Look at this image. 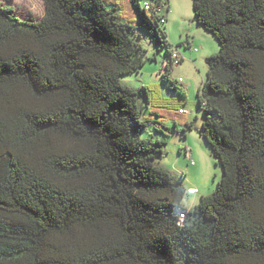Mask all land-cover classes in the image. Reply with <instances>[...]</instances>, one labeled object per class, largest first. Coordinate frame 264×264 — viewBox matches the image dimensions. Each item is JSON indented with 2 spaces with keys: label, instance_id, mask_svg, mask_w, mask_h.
I'll list each match as a JSON object with an SVG mask.
<instances>
[{
  "label": "trees",
  "instance_id": "trees-1",
  "mask_svg": "<svg viewBox=\"0 0 264 264\" xmlns=\"http://www.w3.org/2000/svg\"><path fill=\"white\" fill-rule=\"evenodd\" d=\"M130 2L127 20L118 0H43L39 21L0 3V264H264V0H192L219 47L196 98L222 169L193 208L155 163L171 130L143 119L148 90L121 84L151 60L140 30L183 95L168 0Z\"/></svg>",
  "mask_w": 264,
  "mask_h": 264
},
{
  "label": "rangeland",
  "instance_id": "rangeland-1",
  "mask_svg": "<svg viewBox=\"0 0 264 264\" xmlns=\"http://www.w3.org/2000/svg\"><path fill=\"white\" fill-rule=\"evenodd\" d=\"M130 1L118 0L117 3L120 17L127 20L132 19L129 6L131 10L133 6ZM0 3L11 8L13 14L23 20L39 21L44 14L43 0H0ZM144 3L145 0H138L140 9H143ZM103 5L106 9L110 8L104 1ZM166 8L167 6H164L159 13L167 16L166 25L171 32L172 45L174 48L178 47L180 53L175 51L184 57L181 65L173 67L170 79L177 83L178 89H184L186 93L183 96L178 91L172 93L168 91L169 87L163 84L162 73L169 57L164 50L157 51L150 43L149 36L140 30L135 32L136 35H141L137 40L148 51L147 55L151 60L146 62L139 74L122 77L121 84L136 91L141 90L142 87L148 90L149 105L145 98L139 99V106L143 107V119L149 118L150 113H156L161 121L166 123V128L171 130L170 136L166 139L165 153L155 163L171 174L176 185L185 189L183 204L187 208H193L202 196L212 195L216 191L222 178V169L218 161L211 156L208 145L199 134L203 116L197 104L195 88L205 82L207 66L204 60H198V64L195 65L192 59L199 55L203 57L205 51L210 52V49L216 54L219 47L214 37L199 29L194 22L192 0H168V12ZM147 13L150 14V11ZM123 22L127 21L123 20ZM187 35L194 38L191 39L192 42L196 41L192 45V51L185 49L183 45L173 44L184 42ZM203 37L207 38L208 44H204ZM201 45L205 47L201 48ZM199 51L201 54L198 53ZM179 78L183 79V83L178 82ZM190 84L193 88L189 93L187 87ZM179 110L184 113L179 114ZM157 120V116L153 117L154 122ZM184 120L193 123V128L186 130V137L180 131ZM174 122L177 123L175 129ZM149 134H157L162 138L161 134L156 133L151 127L141 132V138L147 139ZM185 148L190 153V160L179 152V149L182 151Z\"/></svg>",
  "mask_w": 264,
  "mask_h": 264
},
{
  "label": "crops",
  "instance_id": "crops-1",
  "mask_svg": "<svg viewBox=\"0 0 264 264\" xmlns=\"http://www.w3.org/2000/svg\"><path fill=\"white\" fill-rule=\"evenodd\" d=\"M167 23H168V21H167ZM166 28H167V25H166ZM167 37H168V40H169V42H170V44L172 45V37H171V32L167 29ZM191 39L193 40L194 38H190L188 35L186 36V38H185V41L183 42V41H181V42H179V43H173V44H177V46H179V45H183V47L185 48V49H187V50H190V51H192V45L194 44V42H196V41H194V42H192L191 41ZM207 38L206 37H203V40H204V44L206 45V44H208L207 43V41L208 40H206ZM205 45H203L204 47H205ZM172 46H174V45H172ZM202 45H201V48L203 47ZM203 47V48H204ZM194 50V49H193ZM211 51L209 52L208 50L207 51H205V55H203V57H200V55L199 56H196L195 58H193L192 60H193V62H194V64L195 65H197L198 64V60H204L205 61V59L207 58V57H209L210 55H214L213 53V51H212V49H210ZM177 52H179V49H177ZM180 53V52H179ZM199 54H201V52L199 51L198 52ZM182 58H183V62H184V57L182 56ZM207 73V69L205 70V74ZM204 83H202V85H203ZM201 85V86H202ZM201 86L200 87H196L195 88V93L197 94V91H198V89L199 88H201ZM192 88H193V86H192V84H190L188 87H187V91L190 93L191 92V90H192ZM182 90V92H183V95L186 93L185 91H184V89H181ZM162 122V124L164 125V126H166V123L165 122H163V120L161 121ZM189 124V123H191V122H189L188 120H184L183 121V123H181L182 124V126L180 127V131H181V129L183 128V125L184 124ZM177 124V123H176ZM175 126V125H174ZM186 136H187V134H186ZM185 136V137H186ZM187 148H185L184 150H182L181 151V149H179V152L180 153H183V155H184V152H185V150H186ZM185 156V155H184ZM192 191V190H191ZM193 192V191H192Z\"/></svg>",
  "mask_w": 264,
  "mask_h": 264
},
{
  "label": "built area",
  "instance_id": "built-area-1",
  "mask_svg": "<svg viewBox=\"0 0 264 264\" xmlns=\"http://www.w3.org/2000/svg\"><path fill=\"white\" fill-rule=\"evenodd\" d=\"M144 8L145 9H149V4L145 3L144 4ZM162 23H164V20H162ZM171 59H172V62H173L174 66H179L183 62L182 56L179 53H177L176 51L172 52ZM178 82L180 84L183 83V79L179 78ZM178 112H179V114L184 113L182 110H179ZM184 155H185L186 159L190 160V153H189L188 149L185 150ZM180 219L181 220L184 219V215L183 214H181Z\"/></svg>",
  "mask_w": 264,
  "mask_h": 264
},
{
  "label": "clouds",
  "instance_id": "clouds-1",
  "mask_svg": "<svg viewBox=\"0 0 264 264\" xmlns=\"http://www.w3.org/2000/svg\"><path fill=\"white\" fill-rule=\"evenodd\" d=\"M183 63V62H182ZM181 65V64H180Z\"/></svg>",
  "mask_w": 264,
  "mask_h": 264
}]
</instances>
